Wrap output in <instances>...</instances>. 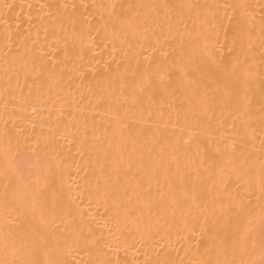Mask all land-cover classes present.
Segmentation results:
<instances>
[{
  "label": "snow or ice",
  "instance_id": "1",
  "mask_svg": "<svg viewBox=\"0 0 264 264\" xmlns=\"http://www.w3.org/2000/svg\"><path fill=\"white\" fill-rule=\"evenodd\" d=\"M0 7L12 9L13 5L4 2ZM41 7L57 10L56 17L64 32L63 46L57 48L62 59H58L56 65L62 71L71 63V70L81 77L85 75L84 65L79 63L86 50L83 43L87 38L94 44V31L97 36L103 31L107 37L110 29L112 36L135 38L156 30L163 32L164 27L169 31L178 30L180 26L186 29L185 15L191 16L196 11L202 26L201 43L187 51L182 50L179 58L153 48V52L160 51V59L154 61L149 55L145 57L143 68L138 65L130 94H125L128 86L118 74L109 82V88H102L97 97L98 101H103L106 94L111 95L109 89L118 85L120 96L111 103L122 101L126 115L137 110L141 115L151 116L158 112L164 101H168L170 109L174 106L181 111L186 109L184 126L169 134L167 126L162 131L160 125L155 124L129 131L127 136L121 135L110 145L113 154H105L107 168L114 177L115 191L127 197L131 190L136 202L142 201L141 206L150 210L143 229L139 226V218L132 221L137 225L140 237L137 242L142 246L151 242L161 250L166 249L171 227L179 219L182 231L186 233L184 239L191 236L197 249H202L200 257L189 264H264V138L259 141V156L255 155L254 145L252 150L238 151L233 138L243 134L250 142L256 139L251 123L256 112L264 137V0L258 5L234 2L205 6L170 0L151 4L107 0L98 6L101 10L99 30L90 24L87 16H77L75 11L61 15V9L71 7L75 10L74 4ZM201 7L207 10L206 15L199 11ZM49 15L53 14L49 12ZM257 15L260 17L259 33L256 31ZM59 80L56 66H53L47 71L45 84L52 90L59 85ZM193 101L199 102L198 108L193 107ZM217 110L221 116L224 112L229 113L230 125L225 119L214 116ZM2 135L6 147L4 160L0 163V208L7 210L10 216L33 222L22 227H16L14 221L0 225V264H72L66 258L69 239L72 244L97 253V259L90 264H122L119 259L107 258L104 249L109 245L91 226L100 223L108 227L111 224L119 231L126 225L131 218L121 196L116 197L121 202L114 203L112 214L106 219L97 222L94 215L77 211L65 222L56 211L62 206L64 191L58 165L46 152L31 148L22 129L5 128ZM154 152L156 166L150 171L155 173L160 169L165 173L170 193L162 202L151 199L150 179L147 185L136 180L135 187L127 181L121 182L122 176L131 174L134 169L137 173L143 172L145 155L151 159ZM181 157L185 161L183 167ZM173 165L174 173L171 171ZM204 177L219 187L221 195L213 199L211 213L193 216L191 207L197 186ZM232 177L239 191H228L226 178ZM153 209L156 211L154 219L151 216ZM37 218L38 223H35ZM69 227L71 232L65 236ZM245 256L249 259H243ZM144 264H184V261L161 257L155 261L146 260Z\"/></svg>",
  "mask_w": 264,
  "mask_h": 264
},
{
  "label": "bare ground",
  "instance_id": "2",
  "mask_svg": "<svg viewBox=\"0 0 264 264\" xmlns=\"http://www.w3.org/2000/svg\"><path fill=\"white\" fill-rule=\"evenodd\" d=\"M13 5L12 9L0 7V163L4 160L6 147L2 130L7 128L13 131L22 129L23 134L29 138V146L38 151L46 152L58 165L57 171L63 180V203L57 208L58 216L65 222L72 219L77 211L90 213L95 216L97 222L106 219L112 214L114 203H120L116 197L121 196L124 208L131 218L126 225H122L117 231L115 226L109 224L104 227L100 223L92 224V229L109 245L104 249L107 258L119 259L122 264H144V261H155L161 257L172 261H184L189 264L200 257L202 249H197L196 241L182 231V224L177 219L172 227L170 243L161 250L149 242L148 245L138 243L140 237L137 225L132 221L139 218L140 228L143 229L144 221L149 219L150 210L143 208L142 201L136 202V197L129 190L127 197L115 191V180L107 168L105 154H113L110 145L116 143L121 135L127 136L129 131H137L141 128H150L159 124L161 130L171 134L177 132L185 124V111L179 107H168V101L159 106L158 112L153 115L133 110L124 112L120 103H111L120 96L119 86L114 84L106 94L103 101L97 97L102 88H109V82L114 81L118 74L123 76L126 83V95L130 94L134 86L138 65L143 68L146 64L145 57L151 55L154 61L160 59V51L153 52V48H159L179 58V53L187 51L201 43V23L197 19L194 10L191 16L185 15V29L180 26L177 30L169 31L164 27L163 32L145 33L143 36L132 37L111 35L106 37L103 31L96 36L95 42L87 40L83 43L86 49L84 59L80 64L84 65L85 75L81 77L78 72H73L72 65L62 71L56 65L58 59H62L58 45L63 46L64 32L61 30L60 21L56 17V9H44L42 5L68 4L76 5L61 9V15L71 14L75 11L77 16H87L90 24L96 30L100 28L99 5L107 0H0ZM129 2L162 3L164 0H129ZM175 3H193L200 6L223 5L225 3L247 2L258 5L261 0H170ZM31 5V7H29ZM202 15L207 14L204 7L199 9ZM51 12L53 15H49ZM259 13L260 9L257 8ZM259 15L256 17L259 33ZM175 24V20L173 21ZM66 27V25H65ZM147 37V39L144 38ZM159 40V43H157ZM81 47L78 43L77 48ZM90 49V50H88ZM56 66L60 77L59 85L52 90L45 84L47 71ZM125 69L127 72L125 73ZM193 107L198 108L199 102L193 101ZM119 116V120L117 117ZM215 117L225 119L226 124H231L229 113L217 110ZM146 121L147 123H144ZM215 122V121H214ZM240 121H237L239 126ZM252 129L256 139L249 141L246 136L233 137L236 140L238 151L252 150L259 156L260 120L256 112L252 118ZM125 125L128 127L125 128ZM15 141H13L14 143ZM158 151V149H156ZM146 168L137 173L135 169L129 175L122 176V183L127 181L135 187L136 180H141L147 185L151 180V199L154 202L166 201L169 196L165 173L156 169V153L151 159L145 155ZM181 167L185 165L183 157L180 160ZM258 168V165H257ZM171 171H176L175 165ZM219 170L217 169L218 178ZM135 178V179H133ZM229 185L228 191H239L235 178H226ZM221 195L218 186H215L207 177L197 186L194 204L191 207L193 216L202 217L205 212L211 213L213 199ZM108 209V212L105 209ZM124 208L121 215H124ZM71 213L72 215H69ZM155 209L151 210L154 219ZM89 219V217H85ZM15 222L16 227L26 226L31 220L25 221L23 217L8 215L7 210L0 208V225ZM35 223H38V218ZM59 222V221H58ZM111 228V232L109 229ZM71 228L65 230L68 236ZM158 240L159 237L157 236ZM68 254L66 258L72 264H90L97 259V253L80 245L67 241ZM159 253V256L157 255ZM239 260L240 257L238 256ZM243 259L248 260L245 256Z\"/></svg>",
  "mask_w": 264,
  "mask_h": 264
}]
</instances>
